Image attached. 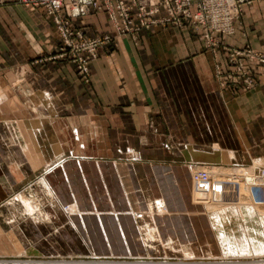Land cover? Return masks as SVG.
<instances>
[{"label": "crops", "instance_id": "0c3cea01", "mask_svg": "<svg viewBox=\"0 0 264 264\" xmlns=\"http://www.w3.org/2000/svg\"><path fill=\"white\" fill-rule=\"evenodd\" d=\"M74 23L90 37L115 38L91 62L88 82L69 62L51 58L59 41L42 8L0 5V256L25 248L140 255L211 245L210 218L195 193L198 163L187 158L189 150L208 151L195 147L193 112L217 110L216 99L237 130L256 127L264 71L258 87L234 91L215 75L222 52L215 57L190 26L156 25L134 40L116 35L103 13ZM222 40L264 51V0L245 4ZM185 126L193 130L184 136ZM127 148L138 160H128ZM211 148L238 160L230 149ZM38 181L50 197L39 204L46 219L34 222L9 202Z\"/></svg>", "mask_w": 264, "mask_h": 264}, {"label": "rangeland", "instance_id": "374dc122", "mask_svg": "<svg viewBox=\"0 0 264 264\" xmlns=\"http://www.w3.org/2000/svg\"><path fill=\"white\" fill-rule=\"evenodd\" d=\"M245 46L249 47L248 45H245ZM250 49H252V48H250ZM257 54H263L264 55V51H258L257 50ZM245 65L250 67L253 74L255 75L256 85L253 88H251V89H254L255 87H258L260 84L261 74H259L258 71H264V63H258V61H257V63L246 61ZM251 89H249V90H251ZM235 90L237 91V89H235ZM249 90H246V91H249ZM2 97L6 98V96H2ZM214 102H215L214 104H215L217 110H215V108H214V110L212 109L211 111H209L204 106L202 110H200V111L197 110L198 111L197 113L193 112L194 113L193 119H195V121L193 120L194 121L193 125L195 126L194 129L198 132L197 134L199 137L198 142L195 143V147L199 148V149L207 147V150L211 151V152L204 151V153L210 154V155L216 154L217 152H218V154L220 153L222 156L224 154H226L227 159L222 160V161L221 160L216 161L217 163L215 161L211 162L208 160L207 161L204 160V162L196 161L191 157V154H190L191 151L189 153L190 156L188 155V157H187L190 162H194V164L198 163L197 166L199 168H197V166L193 167L192 172H193V180H195V186H196V190H197V191L195 190L196 198L198 201L202 202V204H203V208H201V210L204 213L208 214V217L210 218L211 223H212V220H214V222L216 221L218 224V225L217 224H213V225L211 224L213 236L208 237V241L211 243V250H208V248L210 246V244H208L206 247H200L203 250H187V252H185L186 250H184V248L188 249V248H190V246L189 247L183 246L184 248L182 247L181 250H170V251H168V250H155L156 253L145 252V253L140 254V255L139 254L138 255H134V254L118 255V254H111V253L106 254V255H97V254L94 255V254H90V252L87 250H86V252H82V253L78 252L77 253L75 251L60 250L59 247H54L53 250L52 249L51 250H43V249L29 250V249L25 248V249H19L20 251L13 250V249L6 250V254L3 256H0V264H79L77 262L80 260H91V258H96L97 260L98 259L101 260V258L106 259L109 257H113V258H126V257L147 258L148 260H153V261L166 260V261L171 262V263L176 262V261H193V262L197 261V262H201V263H197V264H210V263L213 264L214 262L216 264H218L220 261H222L220 263L224 264V262L226 261L225 264H264V239H262L264 237V223H263L264 222V211H263L264 209L262 210V208H264V205H262V207H261L260 204L252 203L253 201H252L251 196H250V193H252V197L255 200L258 198V197L255 198V195H257L259 193L261 194L262 192H264V190L262 188L263 191L261 190L262 192H259L260 188H257V191H256V189H255V191H253L255 193V195H254L253 192L250 191V190H252V189H250V187H251L250 184H248L251 182L252 183L255 182V185L260 184L259 179L256 178L254 175V171L258 167H264V110L257 112V117H258L257 118V126L256 127H249L247 129H245V131L243 132L241 130L240 131L237 130V128H235L233 126V124H231L230 122L227 121L225 112L223 111V108L219 109V107L217 105L219 102L216 99L214 100ZM184 114H187V116H188V113L183 112V115ZM184 117H186V116L184 115ZM33 122H34V125L38 124L40 126V124H41V122H37V123H35L36 121H33ZM36 128H38V127H36ZM21 129L25 131L26 135H29V132H28L29 129L27 127H25V125H24V127L22 126ZM11 130L13 131L14 129L11 128ZM22 130H20L19 127H17L15 132L22 135L23 134ZM181 130H182L183 135L185 136V134H187L188 132L190 133L191 130H193V128L190 126H185V127L181 128ZM217 139H223L224 141L221 142ZM30 140H31V137H30ZM26 144H28L27 150H33V148L31 147L30 141ZM212 146H218V147H221L224 149H230V150L234 151L236 154V158L238 160L237 161L233 160L232 159L233 157L230 156L231 154L228 152H224V151H221L218 149H214L212 151V148H211ZM127 149L128 150H126V152H129V156H130V158L128 160L130 162L138 160L137 155L132 154L131 150L129 148H127ZM185 150H187V148H185ZM214 152H216V153H214ZM187 154H188V150H187ZM132 155L134 157H136V158H134L136 160H132V158H131ZM249 156L251 158H253V160H251V162H250ZM256 156H257V158H255ZM31 160H34V159L32 158ZM211 166L216 167L217 169L216 168L212 169ZM204 170L205 171L207 170L206 172H213L214 170L217 171L218 176L220 177V180H219V177H216V181L218 180L217 181L218 183L215 182L216 185H214L215 179L211 178L212 173L209 174V173L205 172L207 174V176L205 177L206 181H199L197 179V174H199L200 171L204 172ZM249 179L251 180V182ZM246 180L249 182H247ZM221 181L223 183H221ZM225 183H227V184H225ZM25 185H28V184H25ZM224 186H226L225 188H227V190L225 188L223 189ZM25 187L26 186H24V188ZM29 190H30V186L28 187L27 191H25V189H23L22 192H19L15 196H11V198H13V199L9 203L11 205H13V203H15L14 200L17 198V195H19L21 193L27 194L29 192ZM218 190H219V192H218ZM247 191L249 193H246ZM219 194H221V195H219ZM222 195H223V197H222ZM259 195H257V196H259ZM226 196H227V198H224ZM214 197H216V198H214ZM45 199H49V198H45ZM45 199H44V202H45ZM220 199H221V202H220ZM258 199L260 201H262V198H258ZM255 201H257V200H255ZM231 202L235 206L233 204L231 205ZM228 203L230 204V206ZM250 203L252 206L250 205ZM221 204H222V206H221ZM248 204L251 207L250 211L251 212L255 211L254 213L249 212V214H248L246 212L247 211L246 205L248 206ZM208 205L209 206L211 205V207L209 208ZM256 206H260V209L263 212L259 213V211H258L259 207L257 208ZM21 207L23 210L25 209L24 206H21ZM235 207H237L238 209H236ZM250 207L248 206L247 208H250ZM64 208L65 207H63L62 209L64 212H66L67 210L65 211ZM240 208H243V209H240ZM252 208H253V210H252ZM41 210L42 209L39 207V208L33 210L32 212H29V211L23 212V216H25V217L27 216L30 218L32 215L36 214L37 212H39ZM212 210H214L213 212L214 213L216 212L215 214L218 216H212V213H213ZM242 210H244V212ZM241 211H242V214L246 212V214H248V217L246 216V214L245 215L243 214V216H241L242 215ZM251 214L253 216L252 218L250 216ZM261 214H263V215H261ZM221 216H222V218H221ZM243 217H245V218H243ZM259 217H261V218H259ZM217 218L219 219L218 220L219 222L217 220H215ZM248 218H249V220H248ZM60 220H62V217H60ZM245 220H247V221H245ZM251 222H253V223H251ZM215 225H217L219 228L216 229L217 226H215ZM223 227H224V231H226V233H227V234L224 233L228 237V238L227 237L226 238L230 241V243H232L234 245L233 246V252L234 253H231V254L227 253L222 248L220 240H218L219 239L218 235H222V233H217V230H221V228H223ZM252 228H255L254 232H253ZM242 229H243V231H242ZM248 230L249 231L251 230V231L249 232ZM218 232H220V231H218ZM251 233H253L254 235L253 234L251 235ZM238 236H239V238L240 237H242V238L238 239ZM246 236H248V237L246 238ZM251 238H252V240H251ZM259 239L261 240L260 242H258ZM262 240H263V242H262ZM32 241L36 242V240H32ZM55 241H59V239L52 241L53 245L55 244L54 246L57 245V243H55ZM204 241H205L204 238H202V239L199 238L200 243L198 245L203 246L204 244L202 242H204ZM236 241H237V243H236ZM246 241H247V243H246ZM37 242H41L42 246H45V243H46V241H44V239H42V238H38ZM255 242L257 245L255 244ZM235 244H237V245H235ZM238 244H239V246H243L242 251H241V249H239L240 247H238ZM240 244H242V245H240ZM253 244L255 245V247ZM260 245H262V247ZM236 246L238 247V249L236 248ZM245 246H247L246 249H245ZM256 246H260L261 249L256 247ZM10 248H12V247H10ZM221 248H222V250H221ZM197 249H198V247H197ZM206 249H207V252H204ZM235 250H236V252H235ZM239 250L241 251L240 254H239ZM223 251H225V253ZM245 251H247V252H245ZM244 252L246 254L243 255L242 253H244ZM247 253H248V255H247Z\"/></svg>", "mask_w": 264, "mask_h": 264}, {"label": "built area", "instance_id": "2783aa9c", "mask_svg": "<svg viewBox=\"0 0 264 264\" xmlns=\"http://www.w3.org/2000/svg\"><path fill=\"white\" fill-rule=\"evenodd\" d=\"M252 0H0V5L17 3L40 7L50 18L58 37V46L52 59H61L74 66L76 74L89 81L90 64L97 58L99 49L111 50L115 38L110 33L96 37L87 35L85 28L75 20L103 13L116 35H130L136 40L143 30L156 25L175 27L190 26L204 41L205 47L215 57L222 52L224 62L217 59L215 75L222 87L249 90L256 85L255 75L246 61L264 63V55L247 46L236 47L222 40L223 35L233 33L234 21L242 7ZM218 58V57H217ZM132 160H136L132 155ZM254 175L260 184L253 190L264 188V167H258ZM259 198V197H258ZM257 198V200H259ZM260 201V200H259ZM258 201V202H259ZM261 202V201H260ZM89 259V258H88ZM102 259V258H101ZM104 259V258H103ZM96 258L85 260L96 264ZM108 264H197L201 262L153 261L147 258H113ZM103 264H106L105 262Z\"/></svg>", "mask_w": 264, "mask_h": 264}, {"label": "bare ground", "instance_id": "6f19581e", "mask_svg": "<svg viewBox=\"0 0 264 264\" xmlns=\"http://www.w3.org/2000/svg\"><path fill=\"white\" fill-rule=\"evenodd\" d=\"M30 126V125H29ZM29 126H26L25 125V127H29ZM32 127V126H31ZM54 144V143H53ZM58 145V144H57ZM54 148L56 149L57 147L56 146H54ZM196 150V149H195ZM191 151V157L194 159V160H196V161H202V162H204V160H208V161H222V160H226L227 159V155L226 154H224L223 156L219 153L218 154V152L216 153V152H214V153H216V154H213V155H210V154H206V153H204V152H200V151H193V150H189V152ZM190 156V155H189ZM231 156V155H230ZM191 159V158H190ZM192 160V159H191ZM229 160V159H228ZM227 160V161H228ZM217 163V162H216ZM201 165V164H200ZM202 166V165H201ZM204 166V165H203ZM208 166V165H207ZM197 168H199L198 166H197ZM209 168V167H208ZM211 168L213 169V168H216V167H212L211 166ZM210 168V169H211ZM217 169V168H216ZM207 171V170H206ZM205 170H204V172L203 171H200L199 172V174H197V179L199 180V181H206L205 179V177L207 176V174L206 173H209V174H211L212 173V176H211V178H213V179H215V181H214V185H216V183L215 182H217L216 181V177H219L218 176V173H217V171L216 170H214L213 172H206ZM221 171V170H220ZM1 172V171H0ZM206 172V173H205ZM251 177V176H250ZM42 178V177H41ZM43 179V178H42ZM222 179V178H221ZM234 179V178H233ZM219 180H220V177H219ZM248 180V179H247ZM246 180V181H247ZM250 180V179H249ZM225 181V180H224ZM253 181V180H252ZM2 182H4L3 181V178H2V176L0 175V188H1V185H2ZM247 182H249V181H247ZM246 182V183H247ZM250 182H251V180H250ZM212 183V182H211ZM218 183V182H217ZM220 183V182H219ZM221 183H223L222 181H221ZM225 184H227V183H225ZM248 184H250V186L252 187H250V189H252V190H250L251 192H253V191H255V190H253V188H254V185H255V182L254 183H248ZM45 183L43 182V181H38V182H36V183H34L32 186H31V190L26 194V195H24V194H19V195H17V198L14 200V202L15 203H13V207H16V202H17V204L20 206V212H21V215H23V212H27V211H29V212H32L33 210H35V209H37V208H39L40 207V203L42 202V201H44V199L45 198H49L50 197V193H49V191L46 189V187H45ZM213 185V184H212ZM219 185V184H218ZM223 186V185H222ZM226 186H224L223 187V189L225 188ZM228 187V186H227ZM48 188V187H47ZM217 188V187H216ZM220 188V187H219ZM226 190H227V188H225ZM51 190V189H50ZM216 190V189H215ZM229 190V189H228ZM244 190V189H243ZM262 190V188L260 189V191L259 192H262L263 190H264V188H263V190ZM48 191V192H47ZM249 191V190H248ZM246 192V193H249V192ZM256 191H257V189H256ZM218 192H219V190H218ZM224 192V191H223ZM217 193V192H216ZM263 193V194H262ZM261 194L264 196V192H262ZM218 194V193H217ZM253 194L255 195V193L253 192ZM260 194V193H259ZM259 194H257V195H259ZM260 194V195H261ZM53 195V194H52ZM219 195H221V194H219ZM249 195V194H248ZM257 195H255V198L256 197H259V196H257ZM261 195V196H262ZM250 196H251V199H252V203H254V204H260L261 205V207H262V205H264V197L262 196H260L259 198H262V201L261 202H258V200L257 199H255V200H257V201H255L254 199H253V197H252V193H250ZM53 197V196H52ZM220 197V196H219ZM222 197H223V195H222ZM249 197V196H248ZM44 198V199H43ZM214 198H216V197H214ZM224 198H227V196L226 197H224ZM244 198V197H243ZM247 199V198H246ZM229 200V199H228ZM41 201V202H40ZM226 201V200H225ZM157 202V201H156ZM156 202L154 203V204H156ZM161 202V201H160ZM220 202H221V199H220ZM151 203H153V202H150V204ZM153 204V205H154ZM213 204V203H212ZM229 204V203H228ZM233 203L231 202V205H232ZM157 205V204H156ZM160 205V204H159ZM164 205V204H163ZM234 205V204H233ZM250 205H251V203H250ZM250 205L248 204V206L250 207ZM21 206H24L25 207V209L23 210L22 209V207ZM59 206V205H58ZM209 206V205H208ZM221 206H222V204H221ZM229 206H230V204H229ZM235 206V205H234ZM247 205H246V209H247V213L249 214V212H251L250 211V209H251V207L250 208H247L248 207ZM252 206V205H251ZM162 207V206H161ZM211 207V205L209 206V208ZM240 207V206H239ZM259 210V213H262L264 210V208H262V210L263 211H261V209H260V206H256ZM255 207V208H256ZM208 208V209H209ZM213 208V207H212ZM236 209H238L237 207H235ZM244 208V207H243ZM243 208H240V209H243ZM254 208V209H255ZM57 209V208H56ZM245 209V208H244ZM64 210L66 211V212H69L68 210H69V208L68 207H65L64 208ZM72 210V208L70 209V211ZM210 210V209H209ZM252 210H253V208H252ZM256 210V209H255ZM214 210H212V212H213ZM237 211V210H236ZM243 212H244V210H242ZM242 211H241V214H242ZM261 211V212H260ZM62 212V211H61ZM162 212V211H161ZM238 212V211H237ZM246 212L245 213H243L244 215L246 214ZM255 211H253V212H251V213H254ZM216 213V212H215ZM214 212L212 213V216H218V215H216ZM37 214H38V216L36 215V214H34V215H32L31 216V218H32V220L34 221V222H36V221H40V219H39V216L40 217H42V219L41 220H44V218L46 219V213H45V211H43V210H41V211H39V212H37ZM243 214L241 215V216H243ZM248 214H246V216L248 217ZM259 215V214H258ZM261 215H263V214H261ZM17 216V215H16ZM236 216V215H235ZM251 216V218L253 217L252 216V214L250 215ZM249 216V217H250ZM255 216V215H254ZM257 217V216H256ZM220 218V217H219ZM221 218H222V216H221ZM235 218V217H234ZM243 218H245V217H243ZM250 218V219H251ZM259 218H261V217H259ZM15 218H12L11 220H9V221H11L12 223L13 222H15ZM215 220H219L218 218L217 219H215ZM243 220V219H242ZM248 220H249V218H248ZM262 220V219H261ZM232 221V220H231ZM245 221H247V220H245ZM216 222V221H215ZM214 222V220H212V225L213 224H217V222L215 223ZM219 222V221H218ZM235 222V221H234ZM239 222V221H238ZM257 222V221H256ZM251 223H253V222H251ZM264 223V222H263ZM262 223V224H263ZM238 224V223H237ZM236 224V225H237ZM218 225V224H217ZM217 225H215V226H217ZM214 226V227H215ZM221 226V225H220ZM223 226V225H222ZM217 228H219L218 226L216 227V229ZM251 229V228H250ZM253 229V232H254V229L255 228H252ZM149 230V229H148ZM152 230V231H151ZM239 230V229H238ZM151 233H150V235H152V237H153V235H154V233H155V231H154V229H150L149 230ZM218 231H220V232H218ZM223 231V232H222ZM242 231H243V229H242ZM249 231V230H248ZM251 231V230H250ZM249 231V232H250ZM256 231V230H255ZM258 231V230H257ZM217 233H222V235H218L219 237V239L218 240H220V243H221V246H222V248L227 252V253H234L233 252V244L232 243H230V241L227 239L228 237L224 234V233H226V231H224V227L223 228H221V230H217ZM263 233V232H262ZM227 234V233H226ZM253 233H251V235H252ZM260 234V233H259ZM149 235V234H148ZM149 235V236H150ZM254 235V234H253ZM262 236V235H261ZM151 237V236H150ZM227 237V238H226ZM234 237V236H233ZM248 236H246V238H247ZM250 237V236H249ZM252 237V236H251ZM255 237V236H254ZM260 237V236H259ZM240 238H242V237H240ZM239 238V236H238V239H240ZM235 239V238H234ZM245 239V238H244ZM262 239H264V237L262 238ZM144 240V239H143ZM251 240H252V238H251ZM258 240V239H257ZM256 240V241H257ZM245 241V240H244ZM248 241V240H247ZM247 241H246V243H247ZM254 241V240H253ZM261 240L259 239V241L258 242H260ZM262 242H263V240H262ZM261 242V243H262ZM236 243H237V241H236ZM249 243V242H248ZM243 244V243H242ZM242 244H240V245H242ZM252 244V243H251ZM255 244H256V242H255ZM235 245H237V244H235ZM246 245V244H245ZM254 245V244H253ZM257 245V244H256ZM263 245V244H262ZM262 245H260L261 247H262ZM220 246V247H221ZM260 246H256V247H258V248H260ZM189 247V246H188ZM238 247H240L239 249H241V251L243 250L242 248H243V246H239V244H238ZM238 247L236 246V248L238 249ZM246 247L247 246H245V249H246ZM254 247H255V245H254ZM184 248V247H183ZM222 248H221V250H222ZM235 248V247H234ZM249 248V247H248ZM236 249V250H237ZM254 249V248H253ZM261 249V248H260ZM259 249V250H260ZM263 249V248H262ZM184 250H191L190 248H188V249H186V248H184ZM198 250H203L202 248H199ZM208 250H211V245L209 246V248H208ZM236 250H235V252H236ZM225 251H223L224 253H225ZM240 250H239V254H240V252H241ZM185 252H187V251H185ZM204 252H207V249L204 251ZM245 252H247V251H245ZM242 253L243 255L244 254H246V253ZM249 252V251H248ZM238 253V252H237ZM225 255V254H224ZM238 255V254H237ZM247 255H248V253H247ZM110 261L111 260H106V259H101V260H95V263L96 264H103L104 262L106 263V264H108V263H110ZM87 261H85V260H80V261H78L77 263H86ZM220 262H222V261H220ZM219 262V263H220ZM213 263V262H212ZM218 263V264H219ZM226 263V261L224 262V264ZM211 264V263H210ZM213 264H216L215 262L213 263ZM221 264V263H220Z\"/></svg>", "mask_w": 264, "mask_h": 264}]
</instances>
